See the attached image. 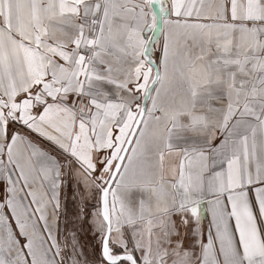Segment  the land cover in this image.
I'll list each match as a JSON object with an SVG mask.
<instances>
[{"label":"snow or ice","instance_id":"6c2138e0","mask_svg":"<svg viewBox=\"0 0 264 264\" xmlns=\"http://www.w3.org/2000/svg\"><path fill=\"white\" fill-rule=\"evenodd\" d=\"M0 264H264V0H0Z\"/></svg>","mask_w":264,"mask_h":264}]
</instances>
